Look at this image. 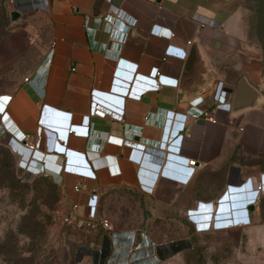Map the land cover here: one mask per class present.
I'll return each mask as SVG.
<instances>
[{
	"label": "crops",
	"instance_id": "obj_1",
	"mask_svg": "<svg viewBox=\"0 0 264 264\" xmlns=\"http://www.w3.org/2000/svg\"><path fill=\"white\" fill-rule=\"evenodd\" d=\"M13 1L45 11L47 36L39 65L0 93V126L34 143L35 152L20 149L23 162L28 166L26 158L36 155L54 173L48 175L71 214L94 212L121 235L152 222L153 236L171 237L175 221H190L196 231L245 233L248 259L234 264H264V92L256 61L231 64L225 21L233 1ZM119 13L130 26L115 46ZM241 77L259 97L233 111ZM219 94L225 104L217 103ZM198 97L214 121L186 115ZM248 101L246 95L242 105ZM95 104L121 117L94 115ZM177 114H185L181 129ZM187 159L196 160L192 173ZM91 197L93 207L86 209ZM196 219L208 228L199 229ZM120 245L124 255L126 241Z\"/></svg>",
	"mask_w": 264,
	"mask_h": 264
},
{
	"label": "rangeland",
	"instance_id": "obj_2",
	"mask_svg": "<svg viewBox=\"0 0 264 264\" xmlns=\"http://www.w3.org/2000/svg\"><path fill=\"white\" fill-rule=\"evenodd\" d=\"M232 1L234 13L225 21L233 49L231 64L239 68L244 57L256 61L264 92V0ZM12 11L19 13L15 20ZM47 23L41 9L18 8L13 0H0V93L23 82L39 65ZM16 151L10 137L0 133V264H92L93 251L103 247L106 231L63 222L61 217L71 210L59 187L48 174H29L20 168ZM221 223L225 221L215 222ZM171 225L177 233L171 237L153 236L152 222H144L138 231L140 249L148 243L157 246L156 264H234L248 259L245 233L196 231L190 221ZM196 225L209 226L199 219Z\"/></svg>",
	"mask_w": 264,
	"mask_h": 264
},
{
	"label": "built area",
	"instance_id": "obj_3",
	"mask_svg": "<svg viewBox=\"0 0 264 264\" xmlns=\"http://www.w3.org/2000/svg\"><path fill=\"white\" fill-rule=\"evenodd\" d=\"M123 14L119 13L118 17H115L113 19V25L115 24L119 30L118 36H115L118 40L117 41H110V43L114 44L115 46L120 44L123 41V33L126 31V29L129 28V24L124 23L120 18H122ZM118 21V22H117ZM118 23V24H117ZM130 24L134 25L135 24V19L130 20ZM171 32L167 34V36H171ZM190 43V41H188ZM158 73V68L154 67L151 69L150 74L155 77ZM26 80V79H25ZM5 96L2 95L0 96V99ZM10 96H7L6 104L9 102ZM203 99L201 97H198L197 99L191 101V105L188 109V113L186 115L191 116L192 118H203L208 121H214L213 115L209 113V111L201 106ZM216 101L218 104H225L226 103V95L224 94H219L216 98ZM5 104V105H6ZM92 113L94 115H98L100 117H104L106 114H109L112 117L115 118H120L121 116L118 115L117 113H113L110 109L99 105L95 104L93 106ZM6 113H3L2 117H4ZM169 116H171V112L167 111L164 116V124L167 126L169 123ZM177 118L182 119V122L179 124V128L181 129L184 125V118L185 114L182 115H176ZM3 123V122H2ZM2 126V124H0ZM6 125V124H4ZM3 134L11 133L10 139L17 145V151L16 153L18 156L21 158V161H23V154H21L20 149L26 148L28 151H32L34 149V143H31L27 141V138L25 135L20 132H17V130H12L13 128L5 126L4 128L1 127ZM126 144L132 145L135 149L136 147L139 148H144L143 145L136 144V143H131L128 141H125ZM36 159L32 158H26V161L29 160V165L26 166L24 164L19 165L20 168L25 169L27 172L30 174H39V173H45V174H51L49 173L46 169L44 168L43 165L38 163L37 159H40L38 156H34ZM187 165L190 173L194 171L196 160L195 159H187ZM32 165L33 170L29 169L30 166ZM251 189L259 191L260 186L259 182H254L252 178H249ZM75 189L78 188V185L74 186ZM94 198L91 197L88 200V203L85 205L86 209L87 207H93L92 206V200ZM61 220L63 222H66L68 224H71L73 226H84L92 231H107L110 235L105 233V238H107V246L106 248H99L95 249L93 251V262L92 264H156L159 261V254L156 252L157 246H154L152 243H148L145 247L142 249L139 248L140 243L137 242V234L135 232L133 233H124V235H121L119 232L115 233L111 232V225L109 221L104 218V217H98L95 216L94 212H88V211H83L82 214L78 217H76L73 214L65 215L61 217ZM121 241H126V246H122V249H124V255L123 253L121 254L119 249H121ZM118 252V253H117Z\"/></svg>",
	"mask_w": 264,
	"mask_h": 264
},
{
	"label": "water",
	"instance_id": "obj_4",
	"mask_svg": "<svg viewBox=\"0 0 264 264\" xmlns=\"http://www.w3.org/2000/svg\"><path fill=\"white\" fill-rule=\"evenodd\" d=\"M10 17L12 20H15L19 17V13L16 11H12L10 13ZM195 49V47H193ZM192 50L194 53L195 50ZM246 95L249 96V101L246 105H242L243 99L246 97ZM259 97V92L257 89L251 85L248 84L246 79L244 77H241L237 83V87L234 93V99H233V111H240L243 108L246 107H252L256 104L257 98ZM248 210L252 209V206L249 205L247 207Z\"/></svg>",
	"mask_w": 264,
	"mask_h": 264
},
{
	"label": "trees",
	"instance_id": "obj_5",
	"mask_svg": "<svg viewBox=\"0 0 264 264\" xmlns=\"http://www.w3.org/2000/svg\"><path fill=\"white\" fill-rule=\"evenodd\" d=\"M22 164H24L25 165V163L22 161ZM106 246H107V239L104 241V245H103V248H106Z\"/></svg>",
	"mask_w": 264,
	"mask_h": 264
},
{
	"label": "bare ground",
	"instance_id": "obj_6",
	"mask_svg": "<svg viewBox=\"0 0 264 264\" xmlns=\"http://www.w3.org/2000/svg\"><path fill=\"white\" fill-rule=\"evenodd\" d=\"M15 131V130H14ZM49 173H51V175H54V173H52L51 171L48 170Z\"/></svg>",
	"mask_w": 264,
	"mask_h": 264
},
{
	"label": "clouds",
	"instance_id": "obj_7",
	"mask_svg": "<svg viewBox=\"0 0 264 264\" xmlns=\"http://www.w3.org/2000/svg\"><path fill=\"white\" fill-rule=\"evenodd\" d=\"M2 124V123H1Z\"/></svg>",
	"mask_w": 264,
	"mask_h": 264
}]
</instances>
